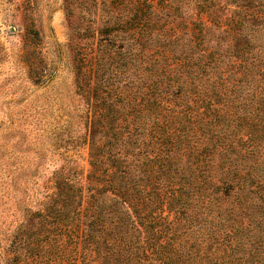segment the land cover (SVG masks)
<instances>
[{"label": "trees", "instance_id": "trees-1", "mask_svg": "<svg viewBox=\"0 0 264 264\" xmlns=\"http://www.w3.org/2000/svg\"><path fill=\"white\" fill-rule=\"evenodd\" d=\"M227 1L182 31L178 0L95 1L74 44L90 172L53 171L15 258L264 264V0Z\"/></svg>", "mask_w": 264, "mask_h": 264}, {"label": "rangeland", "instance_id": "rangeland-1", "mask_svg": "<svg viewBox=\"0 0 264 264\" xmlns=\"http://www.w3.org/2000/svg\"><path fill=\"white\" fill-rule=\"evenodd\" d=\"M95 1L0 0V264H35L15 258L12 241L51 192L53 171L73 168L83 179L90 172L83 140L90 111L76 86L74 44ZM178 5L182 31L193 0Z\"/></svg>", "mask_w": 264, "mask_h": 264}]
</instances>
